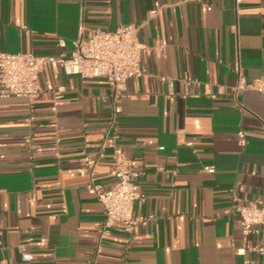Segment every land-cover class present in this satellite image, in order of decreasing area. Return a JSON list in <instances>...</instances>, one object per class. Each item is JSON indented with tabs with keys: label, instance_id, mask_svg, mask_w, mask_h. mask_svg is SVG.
Segmentation results:
<instances>
[{
	"label": "crops",
	"instance_id": "0c3cea01",
	"mask_svg": "<svg viewBox=\"0 0 264 264\" xmlns=\"http://www.w3.org/2000/svg\"><path fill=\"white\" fill-rule=\"evenodd\" d=\"M80 22L139 26L149 48L116 134L145 196L132 216L152 219L98 242L103 211L80 160L98 152L110 89L44 68L35 102L0 98V264H260L235 255L261 239L243 244L235 207L264 200V92L231 88L264 79V0H0V53L67 57ZM94 180L115 182L110 150Z\"/></svg>",
	"mask_w": 264,
	"mask_h": 264
},
{
	"label": "built area",
	"instance_id": "2783aa9c",
	"mask_svg": "<svg viewBox=\"0 0 264 264\" xmlns=\"http://www.w3.org/2000/svg\"><path fill=\"white\" fill-rule=\"evenodd\" d=\"M25 29V33L29 32ZM139 26H120L113 31L85 27L80 22L78 35L71 43L67 57L36 56L32 53L5 54L0 53V98H23L29 103L35 102L42 94L39 76L44 68H50L55 74L62 70L67 76L81 79H102L110 89L111 112L105 126L96 156H84L80 160L88 168V187L95 194L103 211V223L98 232V242L109 237L113 228H119L126 234H132L139 225H146L152 219L133 217L131 208L136 201H144L136 179V171L132 160L127 157L117 144L116 125L121 112V100L127 90V82L145 75L143 58L148 47L138 39ZM59 47L64 42L59 40ZM162 50L164 46L157 44ZM170 88L172 80L162 78ZM247 89L264 92V79L248 82L243 76L231 88L236 96ZM239 144L245 145L242 132H239ZM106 150L111 151L112 172L115 177L113 185L104 189L94 180L95 168ZM203 171L213 173L214 169L205 167ZM239 217L240 232L243 244L251 237L260 236V243L248 250L243 246L235 250L236 256H244L247 251L260 256V264H264V200H254L246 205L236 206ZM23 260L31 261L33 257L23 254Z\"/></svg>",
	"mask_w": 264,
	"mask_h": 264
}]
</instances>
